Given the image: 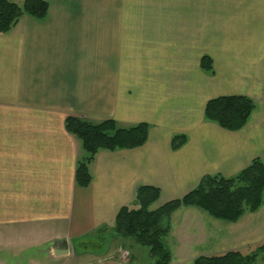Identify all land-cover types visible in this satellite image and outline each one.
Returning a JSON list of instances; mask_svg holds the SVG:
<instances>
[{"label": "crops", "instance_id": "0c3cea01", "mask_svg": "<svg viewBox=\"0 0 264 264\" xmlns=\"http://www.w3.org/2000/svg\"><path fill=\"white\" fill-rule=\"evenodd\" d=\"M48 1L47 19L24 16L0 33V264H25L33 252L51 264H150L125 249L78 258L74 242L114 229L118 211L138 204L139 185L160 189L158 208L205 175L264 162V0ZM204 55L212 73L201 67ZM233 94L255 101L236 131L205 118L210 99ZM68 116L147 122L149 137L100 150L81 187L76 168L86 152ZM176 134L187 141L174 149ZM169 227L171 264L250 253L264 241V202L237 221L182 206ZM61 239L69 252L55 255Z\"/></svg>", "mask_w": 264, "mask_h": 264}, {"label": "trees", "instance_id": "16d2710c", "mask_svg": "<svg viewBox=\"0 0 264 264\" xmlns=\"http://www.w3.org/2000/svg\"><path fill=\"white\" fill-rule=\"evenodd\" d=\"M48 0H24L22 4L12 0H0V33H8L24 16L37 20L48 17ZM201 67L205 72L214 71L213 59L204 55ZM255 109V101L243 94L221 95L210 99L205 107V118L221 127L236 131L242 129ZM66 129L77 137L86 152L79 158L76 181L81 187L91 183L90 164L102 150L136 148L144 145L149 137L150 124L141 122L124 127L114 119L93 122L78 116L66 118ZM187 141L184 134L172 139L174 149ZM161 191L152 185H139L135 199L138 208L123 206L114 218V232L131 241L149 246L150 264H171L172 255L166 244L169 220L182 206H198L215 218L237 221L245 212L258 210L264 202V162L254 158L249 165L233 176L205 175L200 182L179 199L170 200L158 208L152 206L160 198ZM264 254V241L252 252L230 250L223 254L200 256L195 264H254Z\"/></svg>", "mask_w": 264, "mask_h": 264}, {"label": "rangeland", "instance_id": "374dc122", "mask_svg": "<svg viewBox=\"0 0 264 264\" xmlns=\"http://www.w3.org/2000/svg\"><path fill=\"white\" fill-rule=\"evenodd\" d=\"M134 208L139 207V204H135ZM114 229L109 230L107 235L102 236H93L85 238L84 240L78 239L74 242L75 248H73L74 254L81 258V253L84 251H88L91 255L89 256H98L104 254H113L118 250L125 249L128 252H132L135 254V257L139 259V261H153L154 259L150 256V248L149 246L137 244L131 241L128 238L122 237L113 233ZM48 246L47 244L43 245V248L46 249ZM36 255L34 258L29 262V259L26 261L25 264H31L37 260H43L47 264H51L52 258L48 254L44 253H35ZM127 256V255H126ZM254 264H264V254H262Z\"/></svg>", "mask_w": 264, "mask_h": 264}, {"label": "water", "instance_id": "95a60500", "mask_svg": "<svg viewBox=\"0 0 264 264\" xmlns=\"http://www.w3.org/2000/svg\"><path fill=\"white\" fill-rule=\"evenodd\" d=\"M53 249L55 255H63L69 252V243L67 240H57L53 243Z\"/></svg>", "mask_w": 264, "mask_h": 264}]
</instances>
